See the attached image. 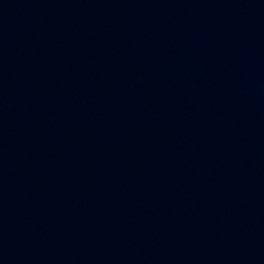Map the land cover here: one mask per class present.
Masks as SVG:
<instances>
[{
  "label": "water",
  "instance_id": "1",
  "mask_svg": "<svg viewBox=\"0 0 264 264\" xmlns=\"http://www.w3.org/2000/svg\"><path fill=\"white\" fill-rule=\"evenodd\" d=\"M0 264H264V0H0Z\"/></svg>",
  "mask_w": 264,
  "mask_h": 264
}]
</instances>
